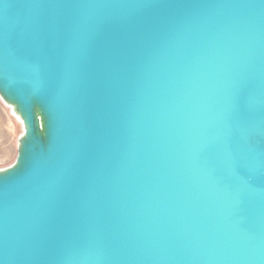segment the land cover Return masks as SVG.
<instances>
[{"label": "water", "instance_id": "95a60500", "mask_svg": "<svg viewBox=\"0 0 264 264\" xmlns=\"http://www.w3.org/2000/svg\"><path fill=\"white\" fill-rule=\"evenodd\" d=\"M0 264H264V0H0Z\"/></svg>", "mask_w": 264, "mask_h": 264}, {"label": "rangeland", "instance_id": "374dc122", "mask_svg": "<svg viewBox=\"0 0 264 264\" xmlns=\"http://www.w3.org/2000/svg\"><path fill=\"white\" fill-rule=\"evenodd\" d=\"M21 133V124L13 116L10 108L0 99V169L14 163L17 156V141Z\"/></svg>", "mask_w": 264, "mask_h": 264}, {"label": "bare ground", "instance_id": "6f19581e", "mask_svg": "<svg viewBox=\"0 0 264 264\" xmlns=\"http://www.w3.org/2000/svg\"><path fill=\"white\" fill-rule=\"evenodd\" d=\"M19 122V121H18ZM20 123V122H19ZM21 124V123H20ZM16 154H17V146H16Z\"/></svg>", "mask_w": 264, "mask_h": 264}]
</instances>
